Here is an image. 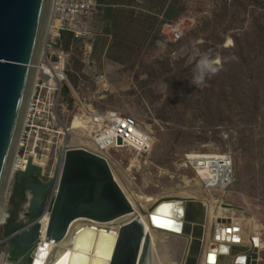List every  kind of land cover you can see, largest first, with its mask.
Listing matches in <instances>:
<instances>
[{"label":"rangeland","instance_id":"374dc122","mask_svg":"<svg viewBox=\"0 0 264 264\" xmlns=\"http://www.w3.org/2000/svg\"><path fill=\"white\" fill-rule=\"evenodd\" d=\"M99 2L106 6L98 23L102 33L82 41L63 37L57 48L69 55V82L53 97L41 91L43 99L56 103L55 142L65 137L62 127L78 133L74 119L83 114L85 104L95 111L112 109L133 116L151 128L155 142L138 166L130 165L132 150L106 154L122 169L118 175L124 189L149 199L185 192L211 204L221 200L231 209L224 217L239 219L241 233L234 245L250 250L231 253L220 264H264V0ZM165 21L180 25L181 41L168 40L171 31L163 27ZM205 55L216 62L218 71L196 86L194 71ZM99 75L105 76L102 84L95 82ZM59 151L55 148L56 153L47 157V177L55 176ZM192 152L229 154L231 184L219 191L202 190L193 171L182 169L188 163L186 154ZM17 181L16 173L9 197ZM29 196L30 192L27 200ZM18 211L26 212L24 207ZM210 222L206 237L214 226ZM168 241L167 259H172L174 248L180 253L184 245L174 234L167 236ZM31 250L19 254L0 225V264H7L9 253L10 264H21Z\"/></svg>","mask_w":264,"mask_h":264},{"label":"water","instance_id":"95a60500","mask_svg":"<svg viewBox=\"0 0 264 264\" xmlns=\"http://www.w3.org/2000/svg\"><path fill=\"white\" fill-rule=\"evenodd\" d=\"M52 3L53 0H0V212L7 207V193L15 171L14 161L45 50L43 47L47 43ZM42 171L34 163V158L29 157L27 168L16 172L18 181L14 193L20 192L27 200L28 191L34 192L31 218L35 223L49 207L51 209L52 203L48 198L59 183L52 204L54 219L50 233L59 247L69 238L73 223L82 218L108 222L133 211L114 180L107 161L87 149L72 148L65 155L61 154L55 178L48 182L37 178ZM185 204L182 200L156 204L151 210L152 221L153 217L157 218V222L153 223L174 225L179 230ZM189 206V210H193ZM178 209L181 214H177ZM23 226H5V235L19 254H24L33 246L24 245L28 236L18 233ZM114 235L111 231H97L94 226H81L75 230L72 248L54 250L49 264H60L66 256L67 264H94L99 261L108 264L106 258L112 255L111 264H149L150 237L145 234L140 252L144 230L139 220L123 224L118 237ZM198 244L196 242L191 246L188 264H195L197 251L200 250ZM218 248L222 249L223 245ZM212 253L208 255L209 261L210 256L214 257Z\"/></svg>","mask_w":264,"mask_h":264},{"label":"bare ground","instance_id":"6f19581e","mask_svg":"<svg viewBox=\"0 0 264 264\" xmlns=\"http://www.w3.org/2000/svg\"><path fill=\"white\" fill-rule=\"evenodd\" d=\"M52 24L53 21L52 23L50 22V25L47 30L48 37L53 29ZM44 43L45 41L43 42V44ZM43 48L45 49V45ZM39 71L42 75L53 74L50 67L47 65L40 64ZM53 83L54 80L52 79L51 86H53ZM34 94L35 91L33 88L31 96L32 95L34 96ZM85 105L84 107H81V111H80L83 114L80 113L74 119V128L78 131V133L70 134L72 128H67L66 130H64L62 127L61 133L65 135V137L64 139L59 141V148H60L59 154L65 155L67 150L78 147V148L87 149L90 152L103 157L107 161V164L110 170L112 171L114 180L117 182L118 186L122 189L127 199L129 200L133 208V211L108 222L82 218V220H78L75 223H73L72 232L69 234V238L66 240V242H63L59 247L58 245H56L57 242L55 241V239L51 238V234H50L51 225L54 219V215H53L54 206L52 204H54L53 200L55 199V196L58 192L59 183L57 182L56 186L51 190V191L54 190L52 194V199L49 202L52 203L51 209L49 207L48 211H46L45 214L39 219V221L35 223L31 218L32 215L31 204L35 196L34 192H32L31 190L28 191L30 192L29 200H25L20 192H18L19 194L13 193L12 196L9 197L8 195L9 192H8L6 198L7 207L5 209H2V211L0 212V225L3 224L4 228L8 224H12L15 226L24 225L22 229L19 230L18 233H20L21 235H25V237L28 236L25 239V243H24L25 246H29V245H33V246H31L32 250L30 251V253L27 256H24V258L25 257L26 258L25 260H23V263L25 262V264H49V260H51V256L54 250L61 249L64 251L65 249V251H67L68 249L72 248L75 230H77L81 226L83 227L94 226L97 228V231H102V230L111 231L115 233L114 236L117 238L120 231V228H118V226H122L125 223H129L134 219H137L141 222L144 230V235L141 239L139 246L140 252L143 248V243L145 242V234L149 235L150 237L149 264H170V260H176L179 257H181L180 264H188L190 263L188 259L190 256L191 246H193L194 243L196 242L199 243L198 249L200 250L199 252L197 251V255L195 257V261H196L195 264H220V259L226 262L227 260L223 259V257L229 258L231 256V253L237 254L238 252H249L250 249L246 245H241V246L234 245V242L236 240L235 238H239L241 233L239 232V229H241L239 228L240 227L239 219H236L234 216L229 217L228 219L224 217V213H228L231 209L227 207L229 205L223 204L221 200H216L214 202L215 204L214 203L211 204L210 202H208L206 198H200L192 193L184 194L185 192L181 193V195H165L162 197L159 196V197H153V199L151 198L149 199L145 195L134 194V192L130 191L128 188L127 190L124 189V187L121 185L123 183H121V181L119 180V175H118L119 174L118 171L122 173V169L120 168L117 162L115 161L113 162L110 158L107 157L106 154H109V151L116 149H127L129 151L132 150L134 156L130 161V165L135 164L136 166H138L137 164L139 163L142 154L151 150L155 142V139L151 132V128L149 126L144 127L143 125H141L136 121L139 126H135L136 130H133L134 134L129 139V142L124 143L125 144L124 146H120L119 144L123 142L121 139H119L114 143H112L111 145H109L108 147H106L107 146L106 144H108L109 141L104 140L102 137H100V135L96 137V132L98 131V127L100 126L102 130H105L110 135L116 134V129L114 128V124L108 121L109 113L104 115L98 114L96 111H92L93 109L91 108L90 104H85ZM89 109L91 111H89ZM125 121L128 120H124V122ZM90 125H92L93 127L91 128ZM85 132L87 133V135L85 134ZM69 134L70 136L71 135L72 136L69 137ZM137 134H141L143 138L140 139ZM103 146H105L106 148H104ZM29 155L30 157L32 156L34 158V163L40 166L43 170L42 175L39 174L37 176L38 178H40L44 182H48L53 178H55V176L47 177V175H45V166L47 165V162L49 160V158L47 159V157H50L49 154H45L44 156L41 157L37 154V151H32ZM186 156L188 160L186 166L188 168H186V166H183L182 169L183 170L191 169L193 171L195 175V180L200 184L203 183V188L201 187L202 190L203 189L205 190V188L210 187L211 192L219 191L216 187H212L210 183L207 185V182L212 183V180L210 178L212 176L215 177V170L212 171L210 165H213L215 161H219L221 164L224 165L227 164L232 165L231 160H229L232 157L228 158L229 154L227 153H218L215 155H208V154L203 155V154H196L193 152L190 154L187 153ZM28 158H26V161L21 164L16 156L14 161L15 171H13L14 172L13 177L16 174L17 170H19L20 166L24 168V166L27 164ZM128 169L130 170V168ZM128 183L130 182L128 181ZM180 200L186 202V204L184 207V216L180 218L181 227L178 228L179 230H176L175 229L176 226L174 225H166V224L164 225L161 223L159 225H155L153 223L151 218V210L156 204H160L163 202H176ZM189 204L191 205L189 206ZM188 206L192 207L193 210L190 211L189 210L190 208H188ZM17 207L18 209L24 207L26 212L19 213ZM140 207L144 208L147 211L140 209ZM15 209H17V211H15ZM208 220H211V222L214 225L213 227H211L212 229H210L212 230V233L211 231H209L210 237L208 236L206 237L204 231V229L206 228V222ZM221 223L224 224L221 225ZM169 234L171 235L174 234L176 236H179L184 245L182 246L183 250L181 248L180 253H178L179 248L176 247L174 251L175 258L172 259H167L169 255L167 254L168 252L166 247L170 241L168 242L166 241H167V236ZM183 237H185L184 240L182 239ZM179 242H175L174 244L176 246H181V243ZM220 244L223 245V248L219 250L218 247ZM210 252L211 253L213 252L212 254H214V260L210 259L209 261L208 255ZM93 256H95V253ZM106 259L108 264H111L113 260V255ZM12 262H13L12 255L9 253L7 264H10ZM101 262L100 261L95 262L94 264H101Z\"/></svg>","mask_w":264,"mask_h":264},{"label":"built area","instance_id":"2783aa9c","mask_svg":"<svg viewBox=\"0 0 264 264\" xmlns=\"http://www.w3.org/2000/svg\"><path fill=\"white\" fill-rule=\"evenodd\" d=\"M105 8L106 6L101 4L99 0H53L51 12L53 29L48 37L40 61V64L49 66L53 74L42 75L39 71V64L34 87L35 94L34 96L32 95L33 98L31 97L17 155L21 164L26 161V158L30 157L29 154L32 151H37V154L41 157L49 154L51 158V155L56 153L54 152L55 148L60 150L59 142L54 140L55 126H57L59 120L55 100L47 101L42 98L44 92L49 97L56 96L57 93L61 94L63 84L69 82V55L60 47L57 48V46L62 43L63 37H67V35L74 40L82 41L91 40L97 34H101L102 28L99 27L98 23L99 19L104 15ZM162 24L165 29L171 31V36L168 37L170 42H179L183 39L184 34L180 30L179 24L168 21ZM52 79L54 80L53 86H51ZM105 80L103 75L95 77V82L98 84H102ZM89 111L91 110L89 109ZM92 111L95 110L93 109ZM96 112L102 115L109 113L108 121L112 122L116 129V134L110 135L105 130H102L100 126L98 127L96 137L100 135L104 140H108L106 147L119 139L123 142L119 145L124 146V143L129 142V139L133 136V130H136L135 126H139L133 116L122 114L117 110L107 109ZM124 120L128 121L124 122ZM90 127L92 128L93 126L90 125ZM137 135L140 139L143 138L141 134ZM103 147L106 148L105 146ZM21 149L25 153L22 154L20 152ZM27 165L28 161L24 168L20 166L19 169L24 170ZM210 167L212 171L215 170V177L212 176L210 178L212 183L207 182V185L210 183L212 187L220 189L231 184L233 176L232 165H224L219 161H215Z\"/></svg>","mask_w":264,"mask_h":264},{"label":"clouds","instance_id":"9594fccd","mask_svg":"<svg viewBox=\"0 0 264 264\" xmlns=\"http://www.w3.org/2000/svg\"><path fill=\"white\" fill-rule=\"evenodd\" d=\"M217 71L218 67L216 66V62L209 59L206 55L202 56L194 71L195 79L193 84L199 86L204 81L206 75L214 74Z\"/></svg>","mask_w":264,"mask_h":264},{"label":"snow or ice","instance_id":"6c2138e0","mask_svg":"<svg viewBox=\"0 0 264 264\" xmlns=\"http://www.w3.org/2000/svg\"><path fill=\"white\" fill-rule=\"evenodd\" d=\"M170 208L172 206H169ZM177 214H181V210H177ZM153 222H157V218L156 217H153ZM235 239H238V238H235ZM210 259L211 260H214V257L210 256ZM60 264H67V256L65 257V259L63 261L60 262Z\"/></svg>","mask_w":264,"mask_h":264},{"label":"flooded vegetation","instance_id":"af4514ba","mask_svg":"<svg viewBox=\"0 0 264 264\" xmlns=\"http://www.w3.org/2000/svg\"><path fill=\"white\" fill-rule=\"evenodd\" d=\"M116 225V224H115ZM121 226H118V228H120ZM142 246V245H141ZM173 251H175V248H174V250Z\"/></svg>","mask_w":264,"mask_h":264}]
</instances>
